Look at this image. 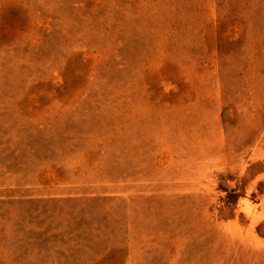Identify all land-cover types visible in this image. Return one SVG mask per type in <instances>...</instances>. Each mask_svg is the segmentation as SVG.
Instances as JSON below:
<instances>
[{"label": "rangeland", "instance_id": "rangeland-1", "mask_svg": "<svg viewBox=\"0 0 264 264\" xmlns=\"http://www.w3.org/2000/svg\"><path fill=\"white\" fill-rule=\"evenodd\" d=\"M0 264H264V0H0Z\"/></svg>", "mask_w": 264, "mask_h": 264}]
</instances>
